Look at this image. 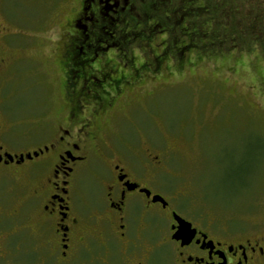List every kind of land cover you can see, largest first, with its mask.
I'll list each match as a JSON object with an SVG mask.
<instances>
[{
    "label": "rangeland",
    "instance_id": "rangeland-1",
    "mask_svg": "<svg viewBox=\"0 0 264 264\" xmlns=\"http://www.w3.org/2000/svg\"><path fill=\"white\" fill-rule=\"evenodd\" d=\"M83 2L3 0L4 26L17 42L8 49L0 45V59L14 67L8 81L6 75L0 83V129L14 123L21 134L38 101L57 94L53 71L60 53L62 69L63 54L77 35ZM221 2L219 11L232 16L219 18L226 20V30L240 40L247 37L244 44L253 40L263 47L264 0ZM227 2L235 4L233 11ZM178 48L175 44L168 53L157 38L128 54L109 50L91 63L98 70L114 68L116 80L129 79L135 86L123 81L120 96L112 93L114 110L94 120L95 143L114 145L131 158L158 157L165 168L159 178L167 190L183 194L182 206L263 236L264 51L234 46L229 52H191L179 59L172 55ZM15 71L23 76L12 80ZM62 107L66 118L70 109L63 92ZM86 185L94 190L91 179Z\"/></svg>",
    "mask_w": 264,
    "mask_h": 264
},
{
    "label": "flooded vegetation",
    "instance_id": "flooded-vegetation-1",
    "mask_svg": "<svg viewBox=\"0 0 264 264\" xmlns=\"http://www.w3.org/2000/svg\"><path fill=\"white\" fill-rule=\"evenodd\" d=\"M4 25L0 0V45L8 49L17 36ZM75 32L53 71L57 94L38 101L21 134L13 122L0 129V264H264V235L182 206L183 194L159 178L158 157L95 143L94 120L114 110L112 93L120 96L123 81L135 86L91 64L112 48L87 51ZM13 69L0 59V83Z\"/></svg>",
    "mask_w": 264,
    "mask_h": 264
},
{
    "label": "trees",
    "instance_id": "trees-1",
    "mask_svg": "<svg viewBox=\"0 0 264 264\" xmlns=\"http://www.w3.org/2000/svg\"><path fill=\"white\" fill-rule=\"evenodd\" d=\"M218 2L84 0L80 23L76 26L82 33L79 36L81 47L87 51L112 48L126 54L162 38L168 53L173 45L179 44L178 51L172 54L179 59L191 52L201 55L206 51L229 52L234 46L248 51H264V46L257 47L256 41L244 44L241 41L247 40V37L240 40L236 33L230 32L229 27L226 30V20L219 18L223 16L230 19L232 16L225 17V12L219 11ZM234 5L233 2H227L230 11L234 10Z\"/></svg>",
    "mask_w": 264,
    "mask_h": 264
}]
</instances>
